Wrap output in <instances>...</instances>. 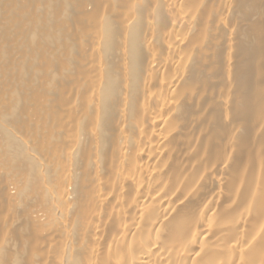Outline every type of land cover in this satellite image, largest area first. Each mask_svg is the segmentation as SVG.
<instances>
[{"label":"bare ground","instance_id":"6f19581e","mask_svg":"<svg viewBox=\"0 0 264 264\" xmlns=\"http://www.w3.org/2000/svg\"><path fill=\"white\" fill-rule=\"evenodd\" d=\"M0 264H264V0H0Z\"/></svg>","mask_w":264,"mask_h":264}]
</instances>
